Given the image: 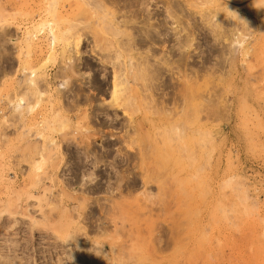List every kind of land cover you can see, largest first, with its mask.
<instances>
[{
    "label": "rangeland",
    "instance_id": "obj_1",
    "mask_svg": "<svg viewBox=\"0 0 264 264\" xmlns=\"http://www.w3.org/2000/svg\"><path fill=\"white\" fill-rule=\"evenodd\" d=\"M60 263L264 264V0H0V264Z\"/></svg>",
    "mask_w": 264,
    "mask_h": 264
},
{
    "label": "bare ground",
    "instance_id": "obj_2",
    "mask_svg": "<svg viewBox=\"0 0 264 264\" xmlns=\"http://www.w3.org/2000/svg\"><path fill=\"white\" fill-rule=\"evenodd\" d=\"M95 1H96V0H95ZM100 2H101V1H100ZM136 2H137V0H136ZM132 3H133V2H132ZM138 3H139V2H138ZM140 3H141V1H140ZM97 5H98V4H97ZM149 16H150V15H149ZM135 18H136V17H135ZM139 22H140V21H139ZM116 23H117V22H116ZM114 27H115V26H114ZM114 27H113V28H114ZM119 27H120V26H119ZM119 27H118V28H119ZM115 28H116V27H115ZM115 28H114V29H115ZM114 29H113V30H114ZM119 31H120V30H119ZM116 32H117V30H116ZM140 32H141V31H140ZM148 35H149V34H148ZM150 36H151V35H150ZM74 38H75V37H74ZM146 38H147V37H146ZM152 38H153V37H152ZM150 39H151V38H150ZM75 40H77V39H75ZM146 40H147V39H146ZM75 42H77L75 47L78 48L79 45H80V43H81V38H78V40L75 41ZM77 50H78V49H77ZM77 50H76V51H77ZM78 54H79V53H78ZM78 54H77V55H78ZM146 60H147V59H146ZM115 62H116V61H115ZM118 62H119V61H118ZM119 65H120V64H119ZM119 69H120V68H119ZM121 69H122V68H121ZM120 71H121V70H120ZM135 73H136V72H135ZM137 73H138V72H137ZM117 76H118V71H117V72L114 71V77H113V83H112V84H113V90H112V92H113V96L116 95L115 97H118L117 94L120 92V89H118V87H120L119 85H120V83H121V81L118 79ZM120 76H122V75H120ZM133 77H134V76H133ZM134 78H135V77H134ZM127 81H128V80H127ZM123 82H124V81H123ZM127 83H128V82H127ZM124 85H125V84H124ZM120 88H121V87H120ZM125 93H126V92H125ZM28 95H29V94H28ZM118 95H120V94H118ZM123 95H124V94H122V95H120V96H123ZM125 95H126V94H125ZM29 96H30V95H29ZM120 96H119V98H120ZM22 97H23V96H22ZM113 98H114V97H113ZM20 99H22V98H20ZM120 99H121V98H120ZM120 99H118V100H120ZM25 100H26V98H25ZM19 101H20V100H19ZM23 102H24V101L19 102V103L24 104L25 102H24V103H23ZM26 102H27V101H26ZM17 104H18V102H17ZM22 104H21V105H22ZM117 104H118V103H117ZM23 106H24V105H23ZM19 108H20V107H19ZM110 188H111V187H110ZM108 190H109V189H108ZM109 191H110V190H109ZM72 258H73V256H72ZM69 259H71V258H69ZM74 261H75V260H74ZM62 263H63V262H62ZM60 264H61V263H60Z\"/></svg>",
    "mask_w": 264,
    "mask_h": 264
}]
</instances>
